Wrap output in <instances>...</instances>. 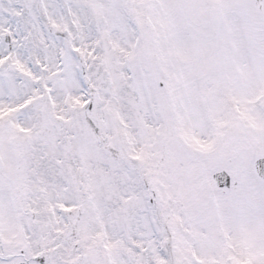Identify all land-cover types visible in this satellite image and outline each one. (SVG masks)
Wrapping results in <instances>:
<instances>
[{
	"label": "snow or ice",
	"instance_id": "1",
	"mask_svg": "<svg viewBox=\"0 0 264 264\" xmlns=\"http://www.w3.org/2000/svg\"><path fill=\"white\" fill-rule=\"evenodd\" d=\"M0 264H264V0H0Z\"/></svg>",
	"mask_w": 264,
	"mask_h": 264
}]
</instances>
